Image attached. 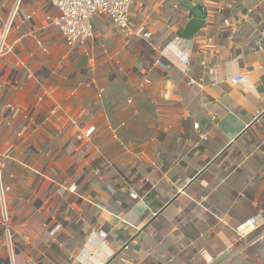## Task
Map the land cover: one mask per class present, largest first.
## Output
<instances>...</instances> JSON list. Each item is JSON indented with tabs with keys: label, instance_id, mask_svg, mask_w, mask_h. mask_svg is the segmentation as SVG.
<instances>
[{
	"label": "crops",
	"instance_id": "crops-1",
	"mask_svg": "<svg viewBox=\"0 0 264 264\" xmlns=\"http://www.w3.org/2000/svg\"><path fill=\"white\" fill-rule=\"evenodd\" d=\"M198 5L202 29L177 38ZM56 14L20 3L0 60L12 246L0 203V264L253 262L264 238V0H136L129 23L148 40L96 15L93 38L74 48ZM252 217L255 231L237 239Z\"/></svg>",
	"mask_w": 264,
	"mask_h": 264
},
{
	"label": "built area",
	"instance_id": "built-area-1",
	"mask_svg": "<svg viewBox=\"0 0 264 264\" xmlns=\"http://www.w3.org/2000/svg\"><path fill=\"white\" fill-rule=\"evenodd\" d=\"M56 11V16L52 19V25L59 31L65 45L68 48H74L78 45H84L89 39L93 38V18L96 15H104L112 27L123 31H132L134 38L148 40L150 34H142L132 30L129 23V12L136 0H44ZM20 3H16L14 10L10 13L9 22L6 24L4 30L0 33V60L7 51L5 43L7 32L11 26L12 19L17 14ZM185 71L188 60L183 62ZM232 85H238L243 82V77L240 75L233 76L229 79ZM190 84H195L190 80ZM197 130L198 125H193ZM93 128H90L86 135H90ZM203 141L206 140L202 136ZM9 191V188L3 189L0 186V203L2 205V225L5 227L7 247L9 253L12 255L11 237L8 229L7 214L4 209V195ZM256 217L249 219L244 225L236 228L235 234L237 239H243L245 236L255 231L257 225ZM100 239H105L106 234L102 231L98 232Z\"/></svg>",
	"mask_w": 264,
	"mask_h": 264
},
{
	"label": "water",
	"instance_id": "water-1",
	"mask_svg": "<svg viewBox=\"0 0 264 264\" xmlns=\"http://www.w3.org/2000/svg\"><path fill=\"white\" fill-rule=\"evenodd\" d=\"M190 13L191 19L186 23L183 30L176 34L177 38L181 40H191L202 29L205 22L206 10L202 6L193 7Z\"/></svg>",
	"mask_w": 264,
	"mask_h": 264
},
{
	"label": "rangeland",
	"instance_id": "rangeland-1",
	"mask_svg": "<svg viewBox=\"0 0 264 264\" xmlns=\"http://www.w3.org/2000/svg\"><path fill=\"white\" fill-rule=\"evenodd\" d=\"M16 3H24V0H0V18L4 16L5 20L8 13H11L12 10H14ZM2 11H5L6 15H2ZM248 264H264V238H262L260 244L258 245L255 260L253 262H248Z\"/></svg>",
	"mask_w": 264,
	"mask_h": 264
}]
</instances>
